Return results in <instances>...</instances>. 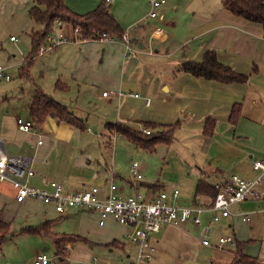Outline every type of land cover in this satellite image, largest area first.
Returning a JSON list of instances; mask_svg holds the SVG:
<instances>
[{"label": "crops", "instance_id": "1", "mask_svg": "<svg viewBox=\"0 0 264 264\" xmlns=\"http://www.w3.org/2000/svg\"><path fill=\"white\" fill-rule=\"evenodd\" d=\"M151 1L65 0V5L79 15L105 5L128 36L131 50L118 40H82L70 25L61 22L58 31L68 42L38 54L52 53L48 62L54 67L40 74L41 83L34 85L24 102L27 118L23 114L18 118L30 120L29 100L38 89L65 106L83 122L84 129L59 124L50 118L41 126L34 124L30 132L22 133L16 128L17 113L9 109V104L0 109V137L5 151L30 159L35 171L30 185L47 188L48 182L55 181L66 191L90 187L105 191L112 182L117 188L116 194L122 198L159 190L171 194L173 189H178V197H170V203L189 207L211 202L208 195H197L200 181L212 187L213 183L231 175L247 180L257 175L252 162L264 161L262 26L225 10L224 0H207L195 5L165 0L155 10L154 18L149 16ZM6 3L15 8V31L21 35L29 33L31 39L33 32L43 29L34 24L28 14L34 0H0V5ZM155 29L161 30L158 35L154 34ZM18 42L9 40L8 45L20 49L22 43ZM208 50L216 53L221 64L248 76V80L221 84L179 71L182 62H199ZM24 62L23 58L18 62L8 59L4 67L8 71L19 66L20 76ZM135 94L138 97H134ZM146 99L150 102L146 103ZM117 126L139 133L146 141L159 137L165 142L142 148L119 133ZM90 127L100 135L94 134L96 137L109 142L110 169L94 168L88 157L83 158L82 152L78 154V139H95ZM144 130H149L151 135H145ZM206 130L211 134H206ZM84 131L88 133L81 135ZM40 138L42 143L38 145ZM132 162H138L141 179L130 177ZM77 168H83L85 178L77 175ZM47 206L33 199L19 203L15 200L14 188L9 183L0 184L3 222H9L12 211H16L18 217H35L38 221L26 224L21 232L42 227L50 234L39 238L56 237L50 231ZM241 215H248L249 220L243 221ZM202 220V228L192 223L174 227L200 246H206L201 241L210 235L213 244L209 242L208 246L226 251L231 257L227 264L232 262L234 247L219 249L217 238L220 236L245 243L244 254L256 259L257 264H264V201L248 200L232 205L230 215L218 222H212L209 215H204ZM124 228L128 233L129 229ZM159 234L160 231L152 238L155 252L162 240ZM112 239L110 245L125 246L118 237ZM56 255L60 260L66 256L62 252ZM130 257L126 255L127 259ZM134 261L135 258L129 263Z\"/></svg>", "mask_w": 264, "mask_h": 264}, {"label": "rangeland", "instance_id": "2", "mask_svg": "<svg viewBox=\"0 0 264 264\" xmlns=\"http://www.w3.org/2000/svg\"><path fill=\"white\" fill-rule=\"evenodd\" d=\"M203 1L207 0H181L179 3L185 5L188 2V4L194 3L195 5ZM14 9L8 3L0 5V65L2 66L8 59L10 62H18L22 58L28 59L31 56L32 43L28 36L29 33L21 35L17 30H14L16 25L13 19ZM54 32L57 33V31ZM10 35L19 41L17 44L22 43L20 49L8 45ZM51 55L52 53L44 56L37 53L33 55L28 68V77L19 76V66L7 71L12 80L6 82L0 79V109H4L5 105L8 106L9 104V109L17 113L16 118L22 117L21 114L27 118V108L24 105L26 96L35 84L41 83L40 74L44 71H50L54 67L53 63L48 62ZM90 130L92 135L98 134L91 127ZM86 133L88 132L84 131L81 135ZM98 136L100 135L98 134ZM93 137L95 139H78V154L82 152L83 158L88 157L91 162L90 166L94 168H99L101 171L106 168L110 169V161L107 156L110 154L109 142L95 135ZM82 169L77 168L76 173L79 177L85 178L86 174ZM167 203L172 205L170 200ZM46 208L49 213L48 219L51 221L50 231L54 236L75 237L81 235L83 240L63 242L68 245L69 252L60 260L61 258L56 255L57 247L53 238H39V236L21 232L26 224H37V219L35 217L24 218L20 215L18 217V213L12 211L8 218L12 237L0 247V264H32L33 256L42 253L51 259L52 264H129L133 260L135 247L125 237L127 233L124 226L111 219H107L104 226H99L95 212L79 213L75 210H67L65 216L59 217L52 206L48 205ZM123 229L125 233L122 232ZM159 235L162 240L156 246L153 259L150 262L139 264H227L230 261L231 257L226 254V251L224 253L209 246L197 245V241L184 237L183 232L178 227L163 223ZM113 236L118 237L125 246L110 245L109 242H112ZM207 236L209 242L213 244L210 235ZM152 238H155V234L152 235ZM224 248L225 250L228 249ZM126 255H131L130 259H127Z\"/></svg>", "mask_w": 264, "mask_h": 264}, {"label": "built area", "instance_id": "3", "mask_svg": "<svg viewBox=\"0 0 264 264\" xmlns=\"http://www.w3.org/2000/svg\"><path fill=\"white\" fill-rule=\"evenodd\" d=\"M109 1V0H107ZM165 0H152L149 16L156 17L155 10L160 7ZM61 21L55 20L51 32L47 35L44 43L38 48V54L51 51L59 45L68 42L58 28ZM54 31H57L55 33ZM80 33L79 28L73 30ZM160 29H155L154 34L158 35ZM10 41H16L15 37H10ZM95 40L113 42L116 39L101 34ZM124 44L126 49L131 50L130 40L126 34L118 40ZM0 79L10 81L11 77L6 68L0 65ZM106 92L103 96H106ZM134 97H138L135 94ZM150 100L146 99V103ZM16 128L19 132H30L34 123L31 120L17 118ZM145 135H151L149 130H144ZM42 143L41 138L37 144ZM30 159L25 156L10 155L5 151L3 139L0 137V184L9 183L15 190V200L23 202L27 199L40 201L44 205H50L56 214L62 216L67 210L91 211L98 217L99 226H103L107 219H111L118 224L129 229L126 238L135 247V261L129 264H139L149 262L155 253L152 242V235L160 231L161 224L180 226L185 223H192L196 228H202L203 216L209 215L212 222H218L221 218L230 215L232 205L248 200L264 201V161L255 160L252 168L257 175L250 180L243 179L237 175L217 181L212 184L215 192L213 200L207 205H192L189 207H178L170 205L167 201L177 198L178 189H173L171 194L160 190L151 194H137L122 198L116 194V186L109 183L107 189L102 191L97 187H90L82 190L66 191L59 183L50 181L47 188H37L29 184V180L35 175ZM129 175L134 179H141L138 162H132L129 166ZM104 193V194H103ZM243 221H248V215H241ZM202 245H209L207 239L201 241ZM217 246L222 249L224 246L234 247L235 240L232 237H220ZM60 251L66 255L69 252L68 245L62 243ZM32 264H52L51 259L45 254H36Z\"/></svg>", "mask_w": 264, "mask_h": 264}, {"label": "trees", "instance_id": "4", "mask_svg": "<svg viewBox=\"0 0 264 264\" xmlns=\"http://www.w3.org/2000/svg\"><path fill=\"white\" fill-rule=\"evenodd\" d=\"M223 8L235 16L256 23L262 26L264 36V0H224ZM28 14L30 19L43 27L42 30L31 34L32 51L31 56L25 59L20 77L27 74V70L32 62L33 55L38 54V48L42 45L47 35L52 30L55 20L70 25L73 30L79 28V36L82 40L95 39L101 34H106L116 40H120L124 34L117 21L109 13L108 8L101 4L94 11L79 15L72 12L66 5L65 0H34V4L29 8ZM179 71L190 74L195 78H202L218 82L221 84L245 83L248 76L236 73L230 67L221 64L214 51L208 50L203 54L201 61H184L179 66ZM255 71V69H254ZM28 112L30 120L38 126L43 125L47 119H54L57 123H64L83 130L84 125L81 120L75 117L69 110L54 101L50 96L44 94L40 90H36L28 104ZM117 131L142 148H151L159 142H165L159 137H151L143 139L139 133L117 126ZM206 134H211L206 130ZM160 191V190H159ZM158 192V191H157ZM156 193V192H154ZM206 194L214 198V190L206 183L200 181L197 186V195ZM42 227H32L23 229L22 232L32 235H48ZM10 237H12L11 226L0 218V247ZM57 247L58 254H61L60 245L63 242H73L83 240L78 236L75 237H53ZM115 245L114 243H112ZM245 243H237L235 241L234 256L230 264H257V260L244 254Z\"/></svg>", "mask_w": 264, "mask_h": 264}]
</instances>
